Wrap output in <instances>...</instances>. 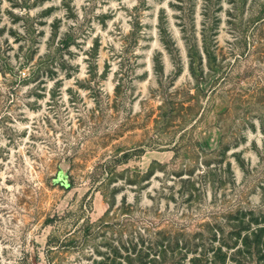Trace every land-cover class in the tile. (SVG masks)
Wrapping results in <instances>:
<instances>
[{"label": "rangeland", "instance_id": "obj_1", "mask_svg": "<svg viewBox=\"0 0 264 264\" xmlns=\"http://www.w3.org/2000/svg\"><path fill=\"white\" fill-rule=\"evenodd\" d=\"M0 264H264V0H0Z\"/></svg>", "mask_w": 264, "mask_h": 264}, {"label": "trees", "instance_id": "obj_2", "mask_svg": "<svg viewBox=\"0 0 264 264\" xmlns=\"http://www.w3.org/2000/svg\"><path fill=\"white\" fill-rule=\"evenodd\" d=\"M161 254V253H160Z\"/></svg>", "mask_w": 264, "mask_h": 264}]
</instances>
